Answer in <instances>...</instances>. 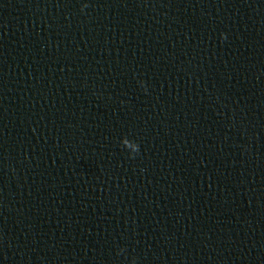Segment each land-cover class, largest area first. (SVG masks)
Masks as SVG:
<instances>
[{
	"label": "clouds",
	"instance_id": "obj_1",
	"mask_svg": "<svg viewBox=\"0 0 264 264\" xmlns=\"http://www.w3.org/2000/svg\"><path fill=\"white\" fill-rule=\"evenodd\" d=\"M120 143L124 149H127L129 151V158H135V156L139 154L140 146L136 141L130 140L127 136H125L121 139ZM123 252H124V249L121 248L117 254L119 255ZM132 264H135L134 258H133Z\"/></svg>",
	"mask_w": 264,
	"mask_h": 264
}]
</instances>
